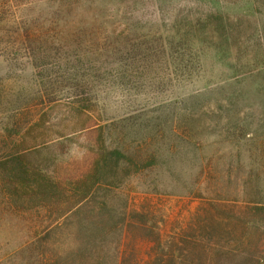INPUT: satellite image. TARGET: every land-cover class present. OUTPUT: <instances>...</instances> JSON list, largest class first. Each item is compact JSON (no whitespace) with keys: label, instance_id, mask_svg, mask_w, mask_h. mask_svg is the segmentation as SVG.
Wrapping results in <instances>:
<instances>
[{"label":"rangeland","instance_id":"374dc122","mask_svg":"<svg viewBox=\"0 0 264 264\" xmlns=\"http://www.w3.org/2000/svg\"><path fill=\"white\" fill-rule=\"evenodd\" d=\"M49 222L141 264L151 230L187 263L264 243V0H0V264Z\"/></svg>","mask_w":264,"mask_h":264},{"label":"trees","instance_id":"16d2710c","mask_svg":"<svg viewBox=\"0 0 264 264\" xmlns=\"http://www.w3.org/2000/svg\"><path fill=\"white\" fill-rule=\"evenodd\" d=\"M109 154L119 156L120 153L112 151ZM13 162H17V158L13 159L12 163ZM18 167L21 168V170H18L17 172L12 170V174L9 173L6 176L10 178L9 181L12 179L15 180L11 181V185H13V189H19L24 193L23 197H25L26 200H24L26 203L37 201V207H40L41 209L45 207L46 203L51 204V198L57 197L53 195V192H56V190L63 196L68 194L61 188L63 186L56 183L54 180H46L45 177L40 179L35 177L34 180L32 179L33 181H31V179L29 180L31 174L28 170L22 169L20 166ZM13 173L19 175L20 179L19 177L16 178L13 176ZM32 197L36 199L29 200ZM67 198L72 199V197ZM65 199L63 198V200ZM80 202L82 201H79L77 204H80ZM77 209H74L75 211L73 209L66 210L62 216L64 218H71L74 214L76 215V213L79 212ZM40 225L42 236L38 234H35L34 236L27 235V238L23 242V251L29 254H36L40 259H37L31 264H141L137 260L126 259L123 257L125 253L119 257V246L115 245L114 247H111L105 245V238L107 236L105 234L99 233V235L94 238L96 240L94 244L88 243L83 247H71L70 245L65 246L64 244L56 245L55 242L58 238H69L72 235V231L67 228L63 229L59 224L52 226V222H49L47 225ZM33 226V230H37V225L35 223ZM221 230L222 229H220V231ZM115 232L116 230L114 229L111 232V235L113 236L114 234H117L121 237L123 228L121 232ZM151 233L154 240L152 255H150L151 259L142 264H197L194 261H189L187 263L183 259L182 253L184 248L181 244L185 242L181 240L182 237L180 235L178 236V239L180 240L179 243L174 240H164L156 230H151ZM262 245L264 246V243H255L252 244L253 247L249 246L248 248L243 246L241 247L242 253L238 250L230 248L223 249V247H221L217 252H214V264H263L264 247H261ZM108 256L111 257L108 258ZM26 264H30L28 260H26Z\"/></svg>","mask_w":264,"mask_h":264}]
</instances>
